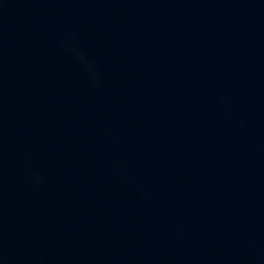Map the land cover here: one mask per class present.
Returning <instances> with one entry per match:
<instances>
[{
  "label": "water",
  "instance_id": "1",
  "mask_svg": "<svg viewBox=\"0 0 264 264\" xmlns=\"http://www.w3.org/2000/svg\"><path fill=\"white\" fill-rule=\"evenodd\" d=\"M0 264H264V0H0Z\"/></svg>",
  "mask_w": 264,
  "mask_h": 264
}]
</instances>
